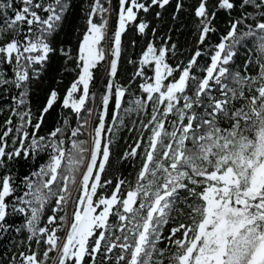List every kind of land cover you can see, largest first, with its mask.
Wrapping results in <instances>:
<instances>
[{
  "label": "snow or ice",
  "instance_id": "snow-or-ice-1",
  "mask_svg": "<svg viewBox=\"0 0 264 264\" xmlns=\"http://www.w3.org/2000/svg\"><path fill=\"white\" fill-rule=\"evenodd\" d=\"M71 8L0 0V264H264V0Z\"/></svg>",
  "mask_w": 264,
  "mask_h": 264
},
{
  "label": "trees",
  "instance_id": "trees-1",
  "mask_svg": "<svg viewBox=\"0 0 264 264\" xmlns=\"http://www.w3.org/2000/svg\"><path fill=\"white\" fill-rule=\"evenodd\" d=\"M113 2H115V0H113ZM171 11H172V9L169 8L168 11L164 13V19H165L166 23L161 25V32H160L161 35H163L164 31H167L168 27L172 23L171 17H170ZM187 22L188 21H185V23H187ZM81 26H82L81 0H72V8L70 9L69 17H68V20L66 21L65 32L62 33L58 39L64 40V41L71 40L73 42V44H75L74 37L77 34V32ZM174 38L179 39L181 43H184L186 41V39L189 38L187 30H184L179 35H176L174 33ZM132 39H135V40L140 41L142 43L141 38L139 36L133 35L132 32L127 33L123 37V43L125 45L126 51L124 53V57L122 59L121 67H120V77L119 78H120V81L122 83L127 81L128 76L132 72V65L127 63V59L129 57L135 58L140 51V44H138L136 48H131L128 46L129 42ZM59 68H60V61L57 59L53 63V67L50 70L48 80H46V82L43 85L37 86V91L33 95V107L34 108L39 106L40 102L43 99L44 90H46L47 87L51 86V83H52L51 77L53 75H55L56 71ZM70 78L71 77L69 76L65 80V83H67V80ZM95 90L96 89L94 88L93 91H95ZM54 117H55V113L53 114V117L49 118L48 125H46L45 128L43 129L44 132H46L48 130V127L51 126V124L53 123ZM121 136L123 137V139L118 138L119 142L117 144H114V146H113L114 157H115V155H118L120 151H122L123 146H124V140L127 139L128 133L126 131L122 132ZM43 162H44L43 157H41L40 159H38L35 162H33L32 160H19L14 165V171L17 175L23 176L24 174L30 173L32 170H34L36 168V166L39 163H43ZM20 219L21 218H15L10 222L14 223V224H19ZM4 243H7V242L5 241ZM3 250H4L3 247L0 246V251H3Z\"/></svg>",
  "mask_w": 264,
  "mask_h": 264
}]
</instances>
